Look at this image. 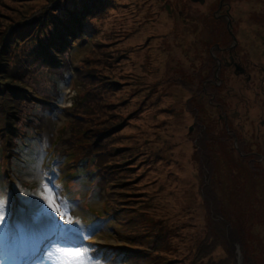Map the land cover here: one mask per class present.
<instances>
[{
  "label": "rangeland",
  "instance_id": "rangeland-1",
  "mask_svg": "<svg viewBox=\"0 0 264 264\" xmlns=\"http://www.w3.org/2000/svg\"><path fill=\"white\" fill-rule=\"evenodd\" d=\"M81 9L88 13L81 20L84 37L69 27ZM160 17L168 30L159 29ZM44 19L50 28L68 21L59 33L51 29L57 40L63 37L51 48L56 54L49 51L57 68L51 74L31 66L22 75L33 52L49 45ZM137 50L143 51L140 62L132 64ZM225 50L241 62L242 74L225 61ZM153 61L161 62L162 74H152ZM90 80H96L97 97L81 108ZM139 88L156 90V108L128 107ZM19 94L43 104L39 143L23 151L30 161L15 178L22 180L19 195L29 203L48 197L65 216L59 220L47 200L42 208L17 203L0 149V214L20 226L0 230V264H8L24 235L29 243L47 227L57 229L59 243L38 264H81V251L85 264H114L106 252L126 246L151 249L125 255L127 264H264V0H0V129L15 121L6 113ZM48 101H54L52 111L43 103ZM75 115L99 142L107 173L98 186L72 183L67 175L74 171L70 145L81 136ZM175 133H182L188 153ZM50 150L59 161L46 164ZM183 162L190 178L182 176ZM46 165L57 172L51 181ZM27 185L37 192L26 195ZM106 214L113 217L103 227L88 225ZM69 219L78 220V233L93 238L79 243ZM238 229L246 235L247 259L243 247L232 243Z\"/></svg>",
  "mask_w": 264,
  "mask_h": 264
},
{
  "label": "trees",
  "instance_id": "trees-1",
  "mask_svg": "<svg viewBox=\"0 0 264 264\" xmlns=\"http://www.w3.org/2000/svg\"><path fill=\"white\" fill-rule=\"evenodd\" d=\"M90 3V2H89ZM88 13L81 9L80 12L74 17L72 18V20L69 21V27H71L72 25V29L73 31H78L76 32V34H78L81 37H84V33L82 32L84 30V28L86 27L84 22H82L81 20L87 15ZM22 21V20H19ZM16 22V21H15ZM62 22H68L67 20L64 21H59L58 24H56L54 27L50 28L47 25V20L44 19L43 20V24H42V29L43 32L45 31V28H47L48 31V36H49V41H47L49 45H41V48L39 50H35L32 54V56H30V60L28 61L27 64H25L21 70V74H27L29 73V70L31 68V66L35 67L36 69H40V68H46L49 72H51V74L53 73V71L56 70L57 68V63L55 58V55H51V53H49V51H54L53 49H57V47L59 46L60 42L63 41V37L60 40H57V38L53 37L52 35H54V32H58L59 30H61V27H59L60 24H62ZM68 25V24H67ZM64 26L62 25V27L66 28L68 26ZM55 28V31L52 32L51 29ZM145 30V29H144ZM146 30H148L146 28ZM38 32V31H37ZM61 33H63V31H61ZM147 35V34H146ZM52 36V37H51ZM76 36V35H75ZM57 37V36H56ZM147 39L146 41H148V35L144 36L143 41ZM145 41V42H146ZM55 52V51H54ZM143 52V51H142ZM141 50H137V51H132V55L129 58L130 63L133 64V62L135 61V63H139L140 59H137L138 57H141L139 54H142ZM148 50H146V52L144 53V55H147ZM137 53V54H135ZM56 54V52H55ZM157 58L159 59V56H157ZM64 59V58H63ZM126 58H122V60H124ZM67 60V59H66ZM161 63V62H160ZM159 62L157 61H153L151 64V70H152V74H157L161 73L162 71H160L159 69ZM66 65V69L69 71L70 68L68 67V64L65 63ZM136 71V70H135ZM136 72H140V71H136ZM132 76L134 75L133 73H131ZM149 75L147 76H151L150 73H148ZM135 76V75H134ZM105 79V77H103ZM122 78V77H120ZM149 79V77H147ZM99 79V78H98ZM136 79L141 80H145L146 79V75H144V79L142 77H140L139 75L136 76ZM100 81V80H99ZM98 81V82H99ZM57 81H54L52 84L54 87H57ZM96 84V80H90V84L87 86L89 91H85L84 93L81 94V99H80V103H79V107H84L87 103L90 102V100L94 99L95 97H97V90L98 88L95 87ZM100 87H105V83H99ZM110 85L116 87L117 85H120L119 83H115L114 81L112 83H110ZM186 90V92H189V88H183ZM156 90L153 88H139L137 89L131 96H130V100L128 102V107L131 108H135L140 106H147L152 108H156L153 106V101L156 103V106L158 105V101L154 99V94H155ZM124 96V94H123ZM16 104L13 105V111L10 113V116L8 113L7 116L12 118L15 117V121L12 122H7L5 124V128L0 129V149L2 151L3 154V158L5 156L8 157V159L14 160L15 157L17 156L18 152L22 151V144L25 143V141H27L28 139V135L25 134L24 130L22 131L21 129V124L20 122L22 121L23 117H25V127L30 126L33 130L35 128H37V125L34 123H31V121L27 120V117H34V115L36 114V109L39 107L38 105H36L33 101H28L26 99L25 96H21V94L16 96ZM154 99V100H153ZM33 105L35 104V106L32 108L29 105ZM41 104V103H40ZM43 105V104H41ZM45 106H49L50 104L48 102L44 103ZM159 112H161L159 110ZM76 116V115H75ZM159 117H163V115L161 114ZM75 121L79 123V131L78 133L81 134L80 138H77V140H75L74 144L71 143L70 148L71 149L69 152H71L68 156V162L70 160H72L73 158H75L74 162L70 165L71 167H74V170H81L85 173L86 177L91 178L92 174L94 173L95 177H96V184L97 186L100 183H103V178L105 177V174L107 173V169H103L104 167H102L99 163V152L100 150H97L99 142L98 139H96L95 135L90 134V132L87 129H83L84 126V120L79 119V117H75ZM13 119V118H12ZM30 119V118H29ZM31 123V124H29ZM73 145V148H72ZM68 152V153H69ZM105 155H106V151H105ZM6 162V161H5ZM5 162L4 164H2V170L6 167L5 166ZM7 164V163H6ZM105 166V165H103ZM12 169V167H11ZM22 185V183H21ZM27 189L24 188L25 194L29 195V194H33V189L34 186L31 185H27ZM115 216V214H114ZM246 235L244 234L243 230L238 229L237 233H236V241L232 242L235 243L237 245H241L243 247V254L246 258L247 252H246V245H245V240L244 237ZM129 251L128 253H126V257H132L134 255L137 254H148L151 253V249L150 247H131L129 246ZM124 254H122V258H123Z\"/></svg>",
  "mask_w": 264,
  "mask_h": 264
},
{
  "label": "bare ground",
  "instance_id": "bare-ground-1",
  "mask_svg": "<svg viewBox=\"0 0 264 264\" xmlns=\"http://www.w3.org/2000/svg\"><path fill=\"white\" fill-rule=\"evenodd\" d=\"M125 1H130V0H125ZM160 20H161V22L159 23V29H161L163 31L168 30V28L170 27V25L166 23L167 21L165 22V19L163 17H160ZM162 58H163V56H161V60H162ZM184 121L185 122H188V119L186 117H184ZM181 136H182V133H175V138L177 140L183 141V140H181L182 139ZM182 146H183L185 152L188 153L189 152V146L187 144H185V142L183 143ZM183 163H184V170L182 172V176H184L186 178H190V176H191L190 167L188 166L187 163H185V162H183Z\"/></svg>",
  "mask_w": 264,
  "mask_h": 264
},
{
  "label": "snow or ice",
  "instance_id": "snow-or-ice-1",
  "mask_svg": "<svg viewBox=\"0 0 264 264\" xmlns=\"http://www.w3.org/2000/svg\"><path fill=\"white\" fill-rule=\"evenodd\" d=\"M53 187H55L53 185ZM45 200H47V208L53 213V214H58V219L63 221L64 220V216H65V213L61 212L60 209L58 207H56L53 203V200L48 198V197H44ZM6 220V217L5 215L3 214H0V225H2ZM68 223L69 224H72V221L71 219L68 220ZM77 255L79 257H81V264H85V261L83 260V257H84V252L81 251V252H78Z\"/></svg>",
  "mask_w": 264,
  "mask_h": 264
},
{
  "label": "flooded vegetation",
  "instance_id": "flooded-vegetation-1",
  "mask_svg": "<svg viewBox=\"0 0 264 264\" xmlns=\"http://www.w3.org/2000/svg\"><path fill=\"white\" fill-rule=\"evenodd\" d=\"M225 52H227V56H226V59H225V61L226 60H228L229 61V63L231 64L230 65V67L235 71V69H236V73H238V74H242V71H243V67H242V64H241V62H239V60L237 59V58H235L234 57V55H231V54H234L233 52L232 53H230L229 54V52L228 51H226L225 50ZM222 60V59H221ZM227 62V61H226Z\"/></svg>",
  "mask_w": 264,
  "mask_h": 264
},
{
  "label": "water",
  "instance_id": "water-1",
  "mask_svg": "<svg viewBox=\"0 0 264 264\" xmlns=\"http://www.w3.org/2000/svg\"><path fill=\"white\" fill-rule=\"evenodd\" d=\"M189 1H191L192 3H199V4H203L204 3V0H189ZM228 25H230V23H228ZM230 35L233 37V35L231 33H230ZM233 40L235 41L234 37H233Z\"/></svg>",
  "mask_w": 264,
  "mask_h": 264
}]
</instances>
